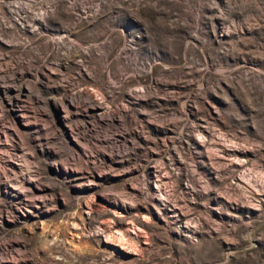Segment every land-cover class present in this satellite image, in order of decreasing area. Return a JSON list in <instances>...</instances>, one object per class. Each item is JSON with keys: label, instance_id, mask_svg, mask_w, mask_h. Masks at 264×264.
<instances>
[{"label": "rangeland", "instance_id": "obj_1", "mask_svg": "<svg viewBox=\"0 0 264 264\" xmlns=\"http://www.w3.org/2000/svg\"><path fill=\"white\" fill-rule=\"evenodd\" d=\"M0 264H264V0H0Z\"/></svg>", "mask_w": 264, "mask_h": 264}]
</instances>
